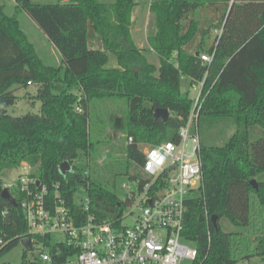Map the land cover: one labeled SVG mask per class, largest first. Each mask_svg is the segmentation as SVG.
Masks as SVG:
<instances>
[{"label":"trees","instance_id":"trees-1","mask_svg":"<svg viewBox=\"0 0 264 264\" xmlns=\"http://www.w3.org/2000/svg\"><path fill=\"white\" fill-rule=\"evenodd\" d=\"M216 1L151 0L146 49H138L130 35L134 0H115L111 6L97 0L50 5L16 0L12 15L0 5V195L5 174L26 165L51 195L57 187L77 216L82 210L73 198L80 193L89 198L97 221L114 222L122 204L109 189L108 177L140 169L141 144L178 142L177 130L186 125L193 106L181 94V80L190 86L204 80L196 130L202 121L226 122L234 132L222 146H207L199 138L201 184L185 201L183 235L197 245L196 264H238L254 257L264 264V182L257 181L264 174V136L254 142L250 138L254 127L264 131V0H233L230 6V0H221L226 12L216 28L222 32L210 50L212 61L204 64L200 48L198 56L183 50L199 26L187 16ZM21 14L58 53L57 66L39 57L21 29ZM88 29L105 51L89 48ZM150 53L158 66L147 61ZM109 55L115 68H106ZM29 86L35 88L31 98L40 104L38 114L9 116L6 108L18 100L14 91ZM115 98L127 105L117 128L124 135L121 143L114 144L116 137L105 133L93 141L90 104ZM157 108L169 112L166 122L154 118ZM64 162L72 172L62 176L58 168ZM251 180H256V190ZM7 190L17 207L0 196V260L27 234L19 191ZM211 216L217 217V229ZM221 219L248 228L254 246L221 231ZM47 247L51 254L58 250L51 243ZM26 259L24 250L21 264Z\"/></svg>","mask_w":264,"mask_h":264},{"label":"built area","instance_id":"built-area-1","mask_svg":"<svg viewBox=\"0 0 264 264\" xmlns=\"http://www.w3.org/2000/svg\"><path fill=\"white\" fill-rule=\"evenodd\" d=\"M221 32L222 27L216 39ZM213 55L214 51L200 54L199 59L209 64ZM203 83H195L200 89L186 125L177 130L178 142H163L142 152L140 170L145 179L138 185L137 198L114 222L97 221L90 213L89 198L80 193V202L73 198L82 210L77 216L58 188L51 195L26 165L19 169L14 185H3L17 188L21 196L19 206L27 225L23 239L29 240L25 264H196L198 250L180 241H189L183 235L185 201L201 184L200 141L194 121ZM48 243L57 246L54 254Z\"/></svg>","mask_w":264,"mask_h":264},{"label":"rangeland","instance_id":"rangeland-1","mask_svg":"<svg viewBox=\"0 0 264 264\" xmlns=\"http://www.w3.org/2000/svg\"><path fill=\"white\" fill-rule=\"evenodd\" d=\"M16 0H0V5H3L6 8L8 15L13 14V8L15 6ZM99 3L106 6H111L115 0H97ZM149 0H134V2L141 8L142 6L147 5ZM30 3L35 5H50L56 4L59 0H29ZM225 9V8H224ZM224 13L226 12L223 11ZM224 16V15H223ZM222 16V17H223ZM18 20L21 26V29L27 34L30 42L34 45L37 54L42 59L43 62L47 65L57 66L59 64V56L56 53L55 49L50 45L46 37L41 33V31L36 27V25L30 20L27 15L21 14L18 16ZM222 18L219 19L218 24L221 22ZM149 26L144 30L141 27L140 31L134 32L138 47L146 48L145 37L148 34ZM215 30V29H214ZM213 28L210 30V36L215 37ZM89 32V43L92 49L105 51V47L102 44H99L97 47V41L94 38V33L91 29H88ZM146 59L149 63L158 66L157 56L153 53H150L146 56ZM116 62L109 55L106 68H115ZM181 94L187 96L188 99L194 101L197 93L200 89L199 84L189 85L187 80L182 79L180 83ZM14 95L18 97L17 102L10 107L6 108V112L9 116L18 117L25 115L27 113L38 114L39 112V103L36 102L33 97L35 95L34 86H30L27 89H17L14 91ZM127 105L123 99H104L96 100L90 104L89 117L91 121V134L92 139L95 141L100 133H105L107 135L115 136L114 144L119 145L121 143V138L124 136L122 131L117 129L118 125L122 124V121L126 115ZM226 122H213L207 123L202 121L199 123L198 134L200 140L207 146H222L229 139L231 134L234 132V127L229 125ZM104 136V135H103ZM102 136V137H103ZM264 136V131L259 127H254L250 130L251 141H257ZM129 142V141H128ZM150 144H141L139 149L143 152L147 149ZM107 159H111V155L107 154L105 156ZM21 171L13 170L5 174L2 178L3 184L12 186L16 183L18 177L20 176ZM136 174H139L138 176ZM132 176H137L136 179H133ZM144 175L140 169L129 171L128 175L117 174L113 177H108V186L111 191L115 193L117 199L121 202V214H124L128 210V205L137 198L138 195V185L143 181ZM257 181L264 182V174L257 177ZM126 186V188L124 187ZM74 200L80 202V194L74 195ZM120 214V215H121ZM109 220H112V218ZM128 224L130 221L127 222ZM219 227L221 231L230 234H237L242 236L251 246H254L253 237H250L248 234V228L232 226L226 219H221L219 221ZM180 243L187 247L190 250L197 249V245L192 241L181 240ZM24 253L23 247L17 245L11 251L3 255L0 260V264H21L22 255ZM261 260L257 257L250 258L248 260L240 261L238 264H260Z\"/></svg>","mask_w":264,"mask_h":264},{"label":"crops","instance_id":"crops-1","mask_svg":"<svg viewBox=\"0 0 264 264\" xmlns=\"http://www.w3.org/2000/svg\"><path fill=\"white\" fill-rule=\"evenodd\" d=\"M150 2L151 0L147 2V5L142 6L141 8L134 2L135 5L131 13L130 35H131V39L134 45L138 49L148 48L147 34L145 37L146 38L145 39L146 48H143V47L139 48L134 32L140 31L141 27H143V29L146 30L147 26L150 25L152 21V17L149 11ZM232 2L233 0H230L228 5L230 6ZM223 11H225L224 3L223 1L220 0V1H216L214 4L202 5L188 14L187 18L197 21L199 23V26H198V31L195 34V36L192 38V40L183 47V50L187 55L198 54L197 51L199 50V48L201 50V54L210 52V50L214 47L216 43V37H217L216 32L219 30L218 28H216V26L218 25L219 19L222 18V16L224 15ZM211 28H213V30L215 29L213 31L215 33L214 38L210 36ZM93 36L96 40L97 39L96 35L94 34ZM87 39H88V46L90 49H92L89 43V32H88ZM99 44H102V43L100 41H97L96 47ZM39 107H40V104H39Z\"/></svg>","mask_w":264,"mask_h":264},{"label":"water","instance_id":"water-1","mask_svg":"<svg viewBox=\"0 0 264 264\" xmlns=\"http://www.w3.org/2000/svg\"><path fill=\"white\" fill-rule=\"evenodd\" d=\"M29 1V0H26ZM195 56H198V54H195ZM154 118H158L161 119L163 122H166L167 119L169 118V112L166 109L163 108H157L154 110L153 113ZM60 174L62 176H65L67 173H71V167L67 162L62 163L59 168H58ZM250 185L252 186V188L254 190H256L257 188V182L256 180H251L250 181ZM1 198L7 200L14 208L17 207L16 202L14 201V199L10 196L9 192L7 189H3L1 192ZM203 218L201 217L199 221H202ZM210 221L212 226L214 227V229H217V217L216 216H211L210 217ZM20 245L23 247L24 250L28 249V245H29V240L28 239H22L20 242Z\"/></svg>","mask_w":264,"mask_h":264}]
</instances>
